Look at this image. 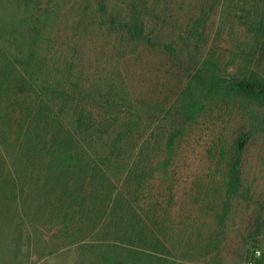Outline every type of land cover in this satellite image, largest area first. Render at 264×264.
<instances>
[{
	"label": "rangeland",
	"instance_id": "obj_1",
	"mask_svg": "<svg viewBox=\"0 0 264 264\" xmlns=\"http://www.w3.org/2000/svg\"><path fill=\"white\" fill-rule=\"evenodd\" d=\"M262 19L264 0H0V264H264L262 111L190 89L252 69ZM242 129L248 199L225 210Z\"/></svg>",
	"mask_w": 264,
	"mask_h": 264
},
{
	"label": "trees",
	"instance_id": "obj_2",
	"mask_svg": "<svg viewBox=\"0 0 264 264\" xmlns=\"http://www.w3.org/2000/svg\"><path fill=\"white\" fill-rule=\"evenodd\" d=\"M130 30L132 35L136 38L143 39L142 37L145 32V28L138 18ZM259 31L261 34L257 47V57H255L256 64L252 69L247 70L243 75H231L229 78L208 76L199 70L194 74L192 80L193 82L190 83V89L195 93L199 92L203 98L207 99L210 96L219 95L234 97L239 101L252 104L262 111V122L264 124V19H262L259 23ZM148 39L151 40L150 38ZM194 108V105L190 104L185 107H178L175 112L169 110L173 115L174 128V132L170 136L171 141L168 144L170 151L176 146L178 138L180 134H182V129L196 115L197 110ZM177 125H181L180 128L177 127ZM251 137V131H245L242 129L237 132L233 142L231 143L226 184L224 187L226 197L224 206L225 210L228 209L230 202L236 198L248 199L249 192L244 188L242 167L244 153ZM70 151L71 149L60 147L58 152L52 156L51 163L56 165L68 163L76 165L75 162L77 158L72 156ZM51 179L52 177H50L49 180L51 181ZM257 263H259L258 260Z\"/></svg>",
	"mask_w": 264,
	"mask_h": 264
},
{
	"label": "built area",
	"instance_id": "obj_3",
	"mask_svg": "<svg viewBox=\"0 0 264 264\" xmlns=\"http://www.w3.org/2000/svg\"><path fill=\"white\" fill-rule=\"evenodd\" d=\"M262 255H263L262 249L259 247H254L252 250L253 263H257V260L260 262Z\"/></svg>",
	"mask_w": 264,
	"mask_h": 264
},
{
	"label": "crops",
	"instance_id": "obj_4",
	"mask_svg": "<svg viewBox=\"0 0 264 264\" xmlns=\"http://www.w3.org/2000/svg\"><path fill=\"white\" fill-rule=\"evenodd\" d=\"M2 190H1V188H0V192H1ZM1 207H5L4 205H1Z\"/></svg>",
	"mask_w": 264,
	"mask_h": 264
}]
</instances>
